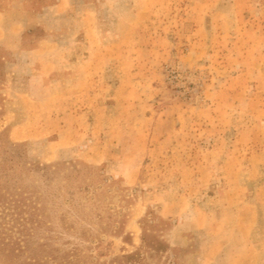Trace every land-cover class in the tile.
<instances>
[{
  "label": "rangeland",
  "instance_id": "1",
  "mask_svg": "<svg viewBox=\"0 0 264 264\" xmlns=\"http://www.w3.org/2000/svg\"><path fill=\"white\" fill-rule=\"evenodd\" d=\"M0 137L37 264H264V0H0Z\"/></svg>",
  "mask_w": 264,
  "mask_h": 264
},
{
  "label": "trees",
  "instance_id": "2",
  "mask_svg": "<svg viewBox=\"0 0 264 264\" xmlns=\"http://www.w3.org/2000/svg\"><path fill=\"white\" fill-rule=\"evenodd\" d=\"M4 147L5 144L2 142V140H0V148ZM14 166L15 162L13 159L4 156L1 157L0 152V201H4L3 199L8 198V196L13 197L17 195L16 193H11L10 191L11 189H15V186L11 185L10 183L12 181H17L15 177L16 172ZM10 201H13L12 204L15 205L14 208L19 206L18 203L20 200L11 199ZM16 201L18 202L16 203ZM34 209H37V207L34 206ZM26 219L28 222V218ZM29 219L32 223H34L33 216H31ZM25 223V221L20 223V225H23V228L20 230V232L23 233L20 237L8 236L4 237L3 240L0 241V256L4 258V261H2L3 264H37L39 263L37 260L42 258L38 254L41 252L40 247L43 249V244L37 243L38 246L34 244V241L32 240L34 235L33 230H31L29 227H25ZM145 235L147 234L144 233L143 236L144 245L148 248H152V250H159V247L155 245L156 243L148 240ZM157 242L160 243L161 241ZM99 244L101 243H98L97 245ZM26 248L28 251H32L34 254V256H32L33 263L30 262L31 257L27 262L25 261V258L21 257V255L27 251ZM91 250L92 247L89 245L82 244V242L80 243L70 241V264H147L144 262V253L141 250L118 255L109 261L100 259L98 256L93 254ZM55 258L57 259V256Z\"/></svg>",
  "mask_w": 264,
  "mask_h": 264
}]
</instances>
